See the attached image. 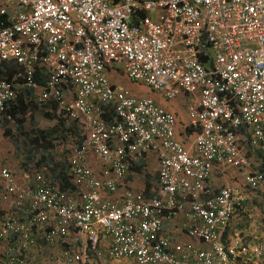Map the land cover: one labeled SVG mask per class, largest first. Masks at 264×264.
Listing matches in <instances>:
<instances>
[{
  "label": "built area",
  "instance_id": "2783aa9c",
  "mask_svg": "<svg viewBox=\"0 0 264 264\" xmlns=\"http://www.w3.org/2000/svg\"><path fill=\"white\" fill-rule=\"evenodd\" d=\"M0 60L23 69L24 86L37 89V65L48 69L40 101L79 121L70 150L68 185L37 172L20 184L0 165V264H85L90 255L136 264H235L237 245L222 231L234 216L238 189L208 187L214 166L242 169L246 187L262 193L264 172L242 149L264 153V0H0ZM119 65L132 82L162 99L188 96L189 145L175 136L174 114L150 96H133L110 83ZM74 87L70 90L69 87ZM69 89V94L64 92ZM0 79V115L16 100ZM114 107L115 120L103 116ZM158 159V194L125 188L114 199L130 160ZM94 156L103 165L96 175ZM180 226L207 247L172 243L162 227L184 210ZM73 229L78 250L31 259L27 251ZM102 238L109 242L102 248ZM255 256L263 248L252 244Z\"/></svg>",
  "mask_w": 264,
  "mask_h": 264
},
{
  "label": "crops",
  "instance_id": "0c3cea01",
  "mask_svg": "<svg viewBox=\"0 0 264 264\" xmlns=\"http://www.w3.org/2000/svg\"><path fill=\"white\" fill-rule=\"evenodd\" d=\"M22 71L23 69L21 68L17 74V76L21 78V82L15 84L16 89L18 90L26 88V86H24V79L21 74ZM34 75L37 76L35 81L38 83L39 87L37 89L30 88V93L24 95L23 99L24 103L27 105V108L22 114H25L26 116L22 117L19 113H17V118L19 121L10 120L9 122H6L7 124L5 123L6 128L10 130V134L8 135L4 134L5 126L2 121V114L0 115V131L2 133L0 134V137L1 135L10 137L12 131L8 127L9 124L14 125L15 134L18 136L19 140L23 135L26 137L27 131H30V135L27 133V137H29V140L32 143V156L28 157L26 153H21L18 155L19 153L17 145L14 144V149H12L14 152L11 154L16 156L14 162L17 163H12L11 159L8 157L11 154L5 156L3 149L0 148V165H7L10 167L16 177V180L20 184H33L34 174L37 172H42L50 176L52 180L58 183V185L64 187L68 185L67 175L70 172V150L72 145L79 141L82 126L79 121L68 120L65 115V110H62L61 115L58 116L56 112V103L52 99H46L44 101L38 100L37 93L40 87L42 88L45 85L46 79L49 76L48 69H46V67L43 65H37ZM119 77L122 79V82L120 83L117 81ZM107 78L110 83L117 84L120 87L129 90V92L135 97L150 96L154 98L156 102L160 103L168 111L175 114L180 125L186 127V123L190 124L187 115V104L189 100L188 96L180 93L175 100L162 99L158 94L151 92L146 84L130 81L119 65L110 67L108 69ZM124 78H126L127 82ZM73 88V86L69 87L70 90H73ZM69 89L64 88V92L69 94ZM32 101L40 104L37 106V109H29L28 104L32 103ZM41 106L46 107V109L40 110L39 108ZM104 106L102 109L105 113ZM109 106L114 109L112 105L109 104ZM44 111H48L52 114L54 112L57 118L65 119V123L63 125L58 123L55 128L50 129V126L55 123V120L44 115ZM182 113H184V117H180ZM42 119H47L46 122L50 123L46 126L40 125V121H42ZM107 120L108 122L115 120L114 113L112 118ZM179 124L177 126L175 136L180 142L187 146L193 140L194 135L197 133L196 128L198 129V127L193 125L186 127L187 130L185 134H180L178 133L180 130ZM2 128L4 129L2 130ZM190 128L192 129L190 130ZM40 130L47 132L50 136L43 139L40 135ZM242 149L244 153L252 159L254 163V169L257 170L258 168H261L256 156V152H254L246 142H242ZM22 155H26L27 162L22 157ZM89 158L90 167L96 175H99V172L103 167V165H101L102 163L94 156H90ZM136 162L141 164L140 167L137 169H132V165H134ZM146 171H150L151 174H148L147 176ZM242 172L243 171L240 168L214 166L211 177L208 181V187L216 191L223 186H230L233 189H238L240 191L242 194V199L237 200L235 203L234 216L227 227H225V229L222 231V241L226 246L233 244L237 245L238 256L235 264H264V217L261 199L262 193H252L248 190L244 183ZM157 174L158 159L155 153L149 152L144 156V158L140 160H130L129 171L124 179L119 183L120 185L118 192L108 194V197L113 199L115 197H119L122 190L125 188L142 191V189H145L146 183L151 182L152 177L156 178ZM142 177H144V179L141 180ZM158 190L159 183L156 182V185L151 186V191H153L154 194L148 196L157 195ZM188 215L189 212L186 209L179 213V215L175 218L165 221L162 227V233L169 235L171 237L172 243H191L198 248L207 247V244L198 242L196 239L190 237L185 231L181 229L180 224L181 222L187 220ZM83 238L84 237L77 235L73 229H70L69 235L65 238H55L54 241L50 243H45L44 241L39 240L37 245L31 247V249L27 251L26 255L31 259L40 260L44 257H49L60 250H64L65 248L70 250H78L83 243ZM108 242V238H102L100 242L101 247L103 248ZM252 244H258L263 248V253L260 256H255L249 251V247ZM88 260L89 261L85 264H107V262L111 263L121 259H105L95 255H90ZM131 260L133 261V264H136L134 259Z\"/></svg>",
  "mask_w": 264,
  "mask_h": 264
},
{
  "label": "trees",
  "instance_id": "16d2710c",
  "mask_svg": "<svg viewBox=\"0 0 264 264\" xmlns=\"http://www.w3.org/2000/svg\"><path fill=\"white\" fill-rule=\"evenodd\" d=\"M20 69H21L20 66L16 62H14L13 60L12 61L11 60H0V79L8 80V81L12 82L14 84V86H15L16 83L21 82V78L19 76H17V74L19 73ZM34 77L37 79V76L36 75H34ZM26 88H24L22 90L16 89V92H17V98H16V100L13 101L12 103H9L8 106H7V108L5 109V111L2 113V121H3L4 126H5V123L6 122H9L10 120H17V121H19V119L17 118V113H19L22 117H25L26 116L25 114H22L23 112H25V110L27 108V105L24 103V99H23L24 98V95H27V94L30 93V91H29L30 88L29 87H26ZM28 105H29V109L33 110V109H37V106L40 105V104L32 101V103H30ZM104 105L103 106H104L105 113L103 114V116H104V118L106 120L107 119H111L112 118V115L114 113L113 112V109L108 104H104ZM39 109L40 110H45L46 107H42L41 106ZM20 110H21V112H20ZM28 111H30V110H28ZM44 115H46L47 117H49L51 119L53 118L55 120V123L50 126V129L55 128L58 123L61 124V125H63L65 123V119L57 118L56 115L54 114V112L52 114V113H50L48 111H44ZM174 116H175V114H174ZM175 118H176V116H175ZM178 124L179 123H178L177 118H176V122H175V133H176V129H177ZM185 125H186V127L192 126L191 124H187V123ZM179 126H180V130L178 131V133L185 134L187 128L184 127V126H182V125H180V124H179ZM191 129L192 128H190V130ZM197 130L198 129L196 128V132H197ZM9 131L10 130L8 128H6V126H5L4 134L5 135L10 134ZM12 135L13 134H11L10 136H12ZM40 135H41V137L43 139H45L48 136H50V135H48L47 132H45L43 130H40ZM256 156L258 158L259 165L261 167V168H258L257 171L264 172V153L257 152L256 153ZM43 162H44V160H43ZM140 165L141 164H139L138 162H136V163H134V165H132V169H137V168L140 167ZM156 182H158V174H157V177L156 178L155 177H152L151 178V182H147L146 183V187H145V189H142V192L145 195L147 194L146 196L153 195L154 192L151 191V186L152 185H156ZM218 190L219 189H217L216 191H218ZM234 212H235V209H234ZM227 225H226V227H227Z\"/></svg>",
  "mask_w": 264,
  "mask_h": 264
},
{
  "label": "rangeland",
  "instance_id": "374dc122",
  "mask_svg": "<svg viewBox=\"0 0 264 264\" xmlns=\"http://www.w3.org/2000/svg\"><path fill=\"white\" fill-rule=\"evenodd\" d=\"M124 79L126 81V78H124ZM117 81L119 83L122 82L121 77H119L117 79ZM175 99H173V100H175ZM180 117H184V113H182V115H180ZM46 121H47V119H42V121H40V125L46 126V125H48L50 123V122H46ZM182 123H183V121H182ZM8 127L11 129L13 135L10 136V137H5V135H1V137H0V148L3 149L4 155L7 156L8 154L13 153L14 151L12 149H14L13 146H14V144H16L17 145V148H18V153H19L18 155H20L21 153H26L28 155V157H31L32 156V152H31L32 151V147H31L32 146V143L30 142L29 137H27V133L30 135V131H27L26 137L23 135L21 137V139L19 140L18 136L15 134L14 125L13 124H9ZM3 129L4 128H2V130ZM0 134H2L1 131H0ZM8 157H9V159H11V162L12 163H17V162H14L16 156H14L13 154H11ZM22 157L27 162L26 155H22ZM28 162H29V160H28ZM16 167H18V166H16ZM146 174L148 176V174L150 175L151 173H150V171L149 172L146 171ZM142 179H144V177H142L141 180ZM131 263L133 264V261L131 259H121V260L113 261L111 263L110 262H107V264H131Z\"/></svg>",
  "mask_w": 264,
  "mask_h": 264
}]
</instances>
